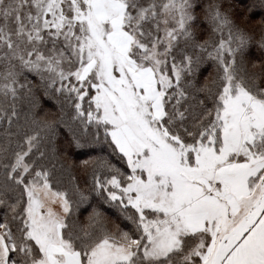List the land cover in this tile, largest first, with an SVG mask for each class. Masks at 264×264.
Returning <instances> with one entry per match:
<instances>
[{
  "label": "snow or ice",
  "instance_id": "obj_1",
  "mask_svg": "<svg viewBox=\"0 0 264 264\" xmlns=\"http://www.w3.org/2000/svg\"><path fill=\"white\" fill-rule=\"evenodd\" d=\"M257 7L0 0V264H264Z\"/></svg>",
  "mask_w": 264,
  "mask_h": 264
},
{
  "label": "trees",
  "instance_id": "obj_2",
  "mask_svg": "<svg viewBox=\"0 0 264 264\" xmlns=\"http://www.w3.org/2000/svg\"><path fill=\"white\" fill-rule=\"evenodd\" d=\"M236 2L238 3V5L241 6V8H243L244 6H249V5H252V4H258L260 2V0H236ZM238 14L239 13V9H238ZM250 15V18L253 22V24H256L260 18L262 16H264V9H260V8H255L253 9V11L251 13H249ZM254 55L258 56L259 55V52L257 51L256 48H253L251 50ZM44 107L46 109H50L52 111H55V107L53 105V103L51 101H46L45 104H44ZM97 153H88L86 151H83V150H76L75 152L72 153V158L73 160H84V159H87L89 155H95ZM74 174L76 175H80V173L77 171V170H73Z\"/></svg>",
  "mask_w": 264,
  "mask_h": 264
}]
</instances>
